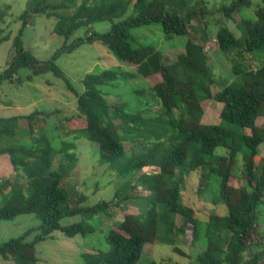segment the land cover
<instances>
[{"label":"trees","instance_id":"obj_1","mask_svg":"<svg viewBox=\"0 0 264 264\" xmlns=\"http://www.w3.org/2000/svg\"><path fill=\"white\" fill-rule=\"evenodd\" d=\"M27 0L19 16L21 27L12 39L13 55L0 74V86L12 83L21 69L32 76L52 74L62 80L77 104L75 117L65 119L74 125L66 136L84 138L97 146L102 164L109 165L120 176L140 173L153 168L151 174L139 178L145 209L128 214L118 226L109 229L105 241L108 251L83 254L82 264H139L145 245L154 243L172 247L175 254L183 255L177 247L180 238L190 232L191 244L205 246L197 255V264H261L264 263V243L261 249L245 258L254 248L258 236L259 210L264 206V126L257 121L264 117V65L255 70L244 67V55L264 51V0L253 6L252 0H231L229 5L216 8L213 40L217 50L230 59L232 80L212 93L213 86H223L216 78L210 58L202 44L206 35L193 38L189 25L193 20L205 21L213 13L203 1L197 0ZM254 7V18L241 20L236 29L241 37L224 27V19L244 8ZM131 12V15L127 13ZM55 18L53 34L63 39V45L51 59L37 61L24 48L23 34L32 16ZM5 12L0 6V25ZM108 21L110 29L103 34H91L68 43L80 28ZM160 25L167 38L184 37V53L170 65H165L163 54L151 46H132L130 31L150 25ZM11 39L2 35L0 45ZM101 43L114 57L133 71L103 70L90 73L82 80L83 91L78 93L56 66V60L70 54L82 44ZM215 51V52H216ZM217 53V52H216ZM215 53V55H216ZM119 76L134 80L141 110L130 112L126 103L111 104L105 87H112ZM31 80V77H28ZM17 83L20 81L17 79ZM222 81V80H221ZM147 82V83H145ZM152 83V84H151ZM220 104L219 123L203 122L205 104ZM151 103L157 109L151 108ZM53 114L35 112L29 116L0 117V157L7 156L14 174L13 181L0 207V223L18 216L33 215L39 221L37 228L28 229L21 237L0 244V258L14 264H36L35 245L59 233L67 238L86 237L94 233L96 221L111 214L113 207L130 200L128 195L114 201H100L86 206V196L62 186L63 180L77 166L75 143L60 141L52 144L45 126ZM26 121L29 134L41 121L38 137L30 145L17 140L19 122ZM246 131L250 133L247 134ZM133 147L131 155L124 147ZM226 155L216 154V149ZM238 155L242 156V178L245 187L233 185V174ZM58 165L54 169V161ZM199 174L197 194H213L214 206L223 205L225 216L211 212L207 222H200L194 210L183 203L185 179ZM219 180L217 194L212 191L210 179ZM81 217V222L64 227L61 221ZM94 223V224H93ZM37 232L33 240L27 239ZM262 240V239H261ZM148 264H156L150 262Z\"/></svg>","mask_w":264,"mask_h":264},{"label":"rangeland","instance_id":"obj_2","mask_svg":"<svg viewBox=\"0 0 264 264\" xmlns=\"http://www.w3.org/2000/svg\"><path fill=\"white\" fill-rule=\"evenodd\" d=\"M27 0H0V6L5 12L3 23L0 25L2 35L9 34L11 39L0 45V74L6 69L10 62L13 50L11 47L12 39L15 37L21 27L19 16L25 9ZM195 1V0H194ZM203 1L209 11H213L224 5H229L231 0H197ZM253 6L260 4L259 0H252ZM80 3V0L77 1ZM254 7L241 9L239 13L233 15L232 20L224 19V27H227L236 38L241 37V32L236 29L241 20H249L254 18ZM131 15V12L127 13ZM220 16L212 14L206 18L204 22L201 20H193L190 25V33L193 38L199 39L204 33V23L207 24L206 35H203L202 44L208 52L210 64L214 69L216 78L222 82L223 86H213L212 93H216L218 89L225 87L233 78L230 67V59L227 55L216 51V55H212V50H217V44L213 38L216 32V21ZM55 18H46L43 15L32 16L25 28L23 34L24 48L29 50L33 57L40 62H46L52 58L53 54L63 45V39L53 34L55 27ZM111 27L108 21L85 26L77 30L69 39L68 43L81 38L90 36L91 34L106 33ZM132 46L137 45L151 46L160 51L162 54L169 53L173 47L184 51L187 38L171 37L167 38L160 25L154 24L150 26L132 29L130 31ZM169 57V56H168ZM166 56V59L168 60ZM170 59V58H169ZM56 66L63 73L71 86L78 93H82V80L85 75L96 73L103 70L110 71H133L132 67H128L119 62L114 55L101 43L82 44L77 50L70 54L61 55L55 62ZM244 67L248 70H255L264 65V51L255 52L244 55ZM31 77V80H28ZM20 83L15 80L12 83H3L0 86V117L8 118L13 116H29L35 112L44 114H53L46 121L45 126L48 130V138L52 144L58 145L60 141H69L75 143L73 151L77 158L76 168L66 177L62 186L67 189L66 193L74 189L77 193L86 196V206H93L100 201H114L128 195L130 200L122 203L119 207H113L111 214L101 216L96 221L94 233L86 237L76 236L75 238H67L59 233H54L52 237L44 242L35 245L36 264H82L81 256L83 254H95L98 251H108L109 246L105 241V235L109 229L118 230V226L123 221V217L128 214H137L145 209L144 197L147 193L141 188L139 178L142 174L154 173L153 168L144 169L140 173H131L127 176H120L109 165L102 164L100 161L99 151L96 145L87 142L84 138L75 139L73 136H66V130L72 128L70 122L65 119L75 117L77 114V104L74 95L67 90L65 83L48 73L40 76H32L31 72L21 69L16 75ZM222 80V81H221ZM136 84H141L134 80H125L119 76L118 80L112 87H105L104 92L109 94L108 101L111 104L126 103L130 112L141 110L140 102H144L148 96L137 98L134 94ZM152 84V83H151ZM205 114L203 122L210 125L219 123V114L221 105L215 102H209L203 106ZM153 110L157 109L155 104L151 103ZM44 124L39 123L34 128L35 134L31 135L27 129V123L24 120L19 122V132L17 140L19 144L30 145V142L38 137V130ZM257 126H264V117L257 121ZM249 134V131H246ZM124 147L128 153V157L133 151V147L129 143H125ZM261 156H264V149H261ZM216 154L225 156L226 150L222 148L216 149ZM58 159L54 161L53 168L58 165ZM243 161L242 156L238 155L233 174L236 180L233 185L237 188L245 187L242 178ZM14 174L7 156L0 157V193L5 192L8 187L7 183L13 181ZM212 191L217 194L219 188V180L216 177L210 179ZM199 186V174L192 173L185 179L182 197L183 203L194 210L195 217L200 222H207L211 212L218 216L226 215V208L223 205L214 206L211 202L213 194H205L200 197L197 194ZM3 196L0 195V207L3 205ZM81 222V217H68L61 221L64 227L71 226ZM94 224V223H93ZM39 221L33 215L18 216L12 221H4L0 223V244L10 239L21 237L28 229L37 228ZM37 232L27 239L28 242L33 240ZM262 239V240H261ZM259 242L264 243V206L259 210L258 236L252 241L254 248L245 254V258H249L253 253L259 252L261 246ZM177 247L183 252V255L175 254L172 247L164 244L145 245L139 264H148L155 262L156 264H197L196 257L205 246L197 244L192 246L190 232L187 236L180 238ZM0 264H14L10 260H2ZM264 264V263H261Z\"/></svg>","mask_w":264,"mask_h":264},{"label":"crops","instance_id":"obj_3","mask_svg":"<svg viewBox=\"0 0 264 264\" xmlns=\"http://www.w3.org/2000/svg\"><path fill=\"white\" fill-rule=\"evenodd\" d=\"M215 51L216 50H212V52H213L212 55H214L216 53ZM168 52L169 53H167V54L166 53L163 54L165 65H170L171 63L175 62L177 57L184 53V51H181V49H177L175 47H173V49L168 51ZM207 54H208V52H207ZM166 56L167 57L169 56L168 60L166 59ZM145 83H147V82H145Z\"/></svg>","mask_w":264,"mask_h":264}]
</instances>
